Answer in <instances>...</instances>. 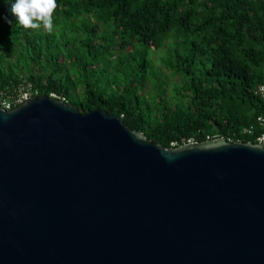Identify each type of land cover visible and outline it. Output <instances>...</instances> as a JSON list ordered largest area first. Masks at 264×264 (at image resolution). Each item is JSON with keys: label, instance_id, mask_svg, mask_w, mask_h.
Instances as JSON below:
<instances>
[{"label": "water", "instance_id": "1", "mask_svg": "<svg viewBox=\"0 0 264 264\" xmlns=\"http://www.w3.org/2000/svg\"><path fill=\"white\" fill-rule=\"evenodd\" d=\"M0 264H264V143L165 147L54 95L0 106Z\"/></svg>", "mask_w": 264, "mask_h": 264}, {"label": "trees", "instance_id": "2", "mask_svg": "<svg viewBox=\"0 0 264 264\" xmlns=\"http://www.w3.org/2000/svg\"><path fill=\"white\" fill-rule=\"evenodd\" d=\"M14 2L0 0V92L29 81L33 96L99 107L165 147L257 143L264 131L253 93L264 82V0H58L51 33L19 25ZM159 48L162 67L150 56Z\"/></svg>", "mask_w": 264, "mask_h": 264}, {"label": "clouds", "instance_id": "3", "mask_svg": "<svg viewBox=\"0 0 264 264\" xmlns=\"http://www.w3.org/2000/svg\"><path fill=\"white\" fill-rule=\"evenodd\" d=\"M57 7L58 0H15L11 13L24 29L51 33Z\"/></svg>", "mask_w": 264, "mask_h": 264}, {"label": "built area", "instance_id": "4", "mask_svg": "<svg viewBox=\"0 0 264 264\" xmlns=\"http://www.w3.org/2000/svg\"><path fill=\"white\" fill-rule=\"evenodd\" d=\"M34 92H36V90L32 88L30 82L24 81L23 83L18 84L11 90V92L9 93L12 95L11 98L8 97L9 94H6L5 92H0V106L4 109H12L13 106L15 107L16 105H20L24 100L31 98ZM253 93L264 99V82L255 85L253 88ZM51 95L53 94L51 93ZM255 122L258 125L264 127V115H258L255 119ZM243 132L247 134H252L253 126L249 125L244 127ZM256 141L264 143V131L256 136Z\"/></svg>", "mask_w": 264, "mask_h": 264}, {"label": "rangeland", "instance_id": "5", "mask_svg": "<svg viewBox=\"0 0 264 264\" xmlns=\"http://www.w3.org/2000/svg\"><path fill=\"white\" fill-rule=\"evenodd\" d=\"M164 54V49L163 48H159L158 50L157 49H152L151 51H150V56H151V58H152V61H153V64L155 65V66H157V67H162V65H161V62H160V60H159V57H160V55H163ZM148 55V58H149V53L147 54ZM149 60H151L150 58H149ZM118 65L120 66V62H118ZM29 82V81H28ZM173 82V78L171 77V76H169V78H168V88H169V85L171 84ZM31 84V83H30ZM31 86H32V84H31ZM150 86V84L148 83L147 84V87H149ZM34 90H35V88L34 87H32ZM171 91H169L168 93H170ZM53 94V93H52ZM53 95H55V94H53ZM33 96V95H32ZM56 96V95H55ZM8 97H12V95L11 94H9L8 95Z\"/></svg>", "mask_w": 264, "mask_h": 264}]
</instances>
